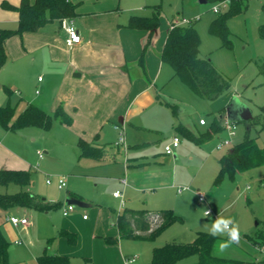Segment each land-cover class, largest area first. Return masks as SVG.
<instances>
[{"label":"rangeland","instance_id":"374dc122","mask_svg":"<svg viewBox=\"0 0 264 264\" xmlns=\"http://www.w3.org/2000/svg\"><path fill=\"white\" fill-rule=\"evenodd\" d=\"M86 1H81L78 8L85 14L74 20L78 29L84 28L82 19H87L85 15L91 12H101L105 15L102 19L107 23L110 21L117 27L128 29L126 26L131 16L148 17L158 10L159 27L143 56V65L149 81L151 78L146 66L148 53L152 51L156 58L160 59L157 50L162 49L170 23L176 19L193 20L200 37V56L208 58L214 67L231 81V87L219 99L207 101L173 77L169 65L162 63L160 68L151 65L153 74L159 73L153 83L156 85L160 101L156 100L153 107L146 108L137 120L160 131L163 136L160 142L150 143L141 152L150 159L142 182L132 180L129 176L132 169L126 168L122 147L118 154L113 149L108 150L110 159L115 155V162L111 161L103 166L94 167L92 163L95 162L92 159L78 158L77 143L79 138H85L87 133L85 131L83 134L74 121L66 126L54 119L51 129L47 132L34 128L32 132L37 137L35 141L30 138L29 142L37 145V151L42 152L44 146L47 154L41 161H38L35 155L31 156L34 168L33 183L28 190L43 203L58 206L49 212L24 208L30 222H33V217L36 222L30 233L21 228L15 233L23 243L21 246L10 245V251L14 250V255L9 261L15 264L30 263L29 258L41 254L46 245L48 236L42 237L44 225L68 222L72 231L77 234V243L82 242L85 252L94 255L95 258L90 264H124L123 258L134 255L139 256L136 264H150L155 247L173 242L190 243L196 232L208 233L206 226L210 227L212 221L221 215L232 217L237 222L241 238L239 243L232 244L223 253L214 251V254L244 255L257 259L255 263L245 262L247 264H264V166L236 174L233 179L224 175L217 185H213L218 159L243 140L247 133L245 125L236 123L233 137H229L227 129H223L213 132L211 138L200 144L173 132V126L178 122L188 126L197 136L207 132L212 127L213 119L225 106L224 101L227 100L228 103L231 98L238 97L240 104L250 108L253 117L260 115L259 107L264 105V74L260 72V66L264 64V0H242L240 11L227 22L231 32L230 47L223 45L218 36L209 33L211 22L218 16L213 13L212 8L218 5L220 13L223 14L230 10L229 3L224 6L217 1L207 0H101L102 2L97 3ZM74 29L76 30L75 27ZM14 41L15 48L19 49L22 41L19 38ZM18 57L16 51L10 52L8 62L0 69V99L1 102L3 100L4 106H16L17 111H20L26 101L40 100L41 97L36 93L40 88L37 79L40 77L46 81L47 75H34L26 62L20 61ZM72 75L70 74V78ZM144 80L148 82L145 78ZM4 85L13 89L10 96L5 93ZM58 85L59 83L55 86ZM170 105L175 106L176 115ZM52 114L53 112L50 113ZM200 120L206 125L200 126ZM96 134L98 139L106 144L116 141L119 135L114 126L111 128L109 124ZM173 136L180 140V147L175 152L176 159H173V155L168 163L154 164L152 158L161 155L164 147L170 145ZM249 136H256L255 129L249 131ZM230 138V147L216 149V145L221 141ZM257 145L264 148V130L259 134ZM132 155V149L127 150V156L132 158ZM125 177L129 183L123 196L126 207L171 210L178 217L152 241L118 237L114 218L119 212V200L114 199L112 195L116 190H122L119 179ZM59 178L66 181V187L61 190L57 187ZM47 179L52 183L46 184ZM179 187H189L191 190L178 196L176 189ZM18 190L17 186L0 185L2 194H11ZM198 193L205 195L204 202H199ZM69 194L84 200L87 207L74 206L73 211L64 217L63 209L67 206L65 200ZM22 210L23 208H12L6 212L8 217H19ZM206 210L211 211L209 217H204ZM83 215L86 217L84 220ZM104 232H109L113 242L107 244L105 237H94L102 236ZM246 235H250L252 239L248 240ZM224 239L226 237H217L216 241ZM253 240H257L261 245H255ZM119 244L122 245L120 253ZM78 258L74 259L73 263L84 264L83 258ZM197 262V257L192 256L183 264Z\"/></svg>","mask_w":264,"mask_h":264},{"label":"crops","instance_id":"0c3cea01","mask_svg":"<svg viewBox=\"0 0 264 264\" xmlns=\"http://www.w3.org/2000/svg\"><path fill=\"white\" fill-rule=\"evenodd\" d=\"M20 1L21 0H0L1 29H16L18 24L17 12L2 8L1 3L6 2L12 6H18ZM29 1L33 2L34 0ZM81 1L83 0H72L73 3H78L76 9L77 17L81 16V14H85L84 11L78 10ZM90 1L96 3L102 2L101 0H87L86 2ZM85 16L87 19H82V21L84 20L87 24L83 22L84 28L82 27V29H78L74 25V20L77 19V17L71 20L81 37V42L72 47L66 45V35L61 29L59 21L47 24L37 33H24L21 36L11 37L6 41L5 48L8 52L7 54L16 51L19 56L18 59L22 62H26L34 75L36 73H44L47 75L46 81L40 77L37 79L40 83V88L36 93L41 97L40 100L26 101L24 107L20 111H17L16 114L22 112L28 103L38 106L46 113L49 112L48 114L51 112L54 113L58 107H61L65 115L70 117L72 123L74 121V124H77L81 128L83 134H85L86 131L87 136H85V138L80 137L79 140L82 139L87 143L102 147L104 150V156L101 160L92 159L93 162H95L92 163L94 167L110 164L111 161L115 162V155L110 159L108 150L113 149L116 154H118L121 149V146L116 145L118 139L114 142H108L107 144L102 143L101 140L98 139L96 133L104 128L106 124H109L111 128L114 126L118 134L120 130L115 127H122L125 133L126 150L124 151V160L126 168L132 169V173L129 175L132 180L142 182L146 176L145 169L149 166L150 159L143 156L141 152L144 147L150 143L157 144V142H160L163 135L160 131L149 128L151 126H147L146 123L141 120L138 121L137 119L146 108L153 107V105L156 104V100L160 101L158 99L159 96L157 94L156 85L153 83V80L159 73L153 74L150 67L154 65L160 68L162 62L159 58H156L152 51L148 53L146 66L152 80L150 79L149 81L148 79V82H146L144 80V73L146 74L145 68H141L138 65V60L142 46L147 37V32L142 30L123 29L115 26L110 21L107 23L102 19L105 15L101 12H91ZM173 21L171 23H173ZM167 34L163 41V46ZM15 38H19L22 41L19 49L15 48ZM157 51H159L160 54L162 49L161 51ZM70 74H73L72 78H70ZM57 83H59L58 87L55 86ZM4 86L13 91L11 86ZM3 103V100L1 102L0 99V106H4ZM224 103H226L225 106L220 110L223 111L220 112L213 121L216 120L223 130L225 129L224 121L227 119L229 120L230 114L232 119L230 121L234 123V125H236V123H243L246 127L247 117L249 115L253 117L250 108L240 104L236 98H231L228 103L227 100H225ZM178 124H182L192 131L185 124L178 122L174 124L173 132H175L174 127ZM33 130L34 128H27L12 132L0 126V170L32 171L34 168L32 166L31 156L35 155L38 161L43 160L44 155L47 154V150H45L44 146H42L43 148L41 147L43 149L42 152L39 150L37 151V145H32V142H29L30 138H33L32 141H35V137H37L32 132ZM174 137L175 136H173L172 139ZM230 143L232 144L231 138ZM231 144L223 146L220 149L230 147ZM179 147L180 140L179 145L174 149V153L171 155H174V160L176 159L175 152ZM129 149H132V158L127 156V150ZM216 149L220 150L217 148V145ZM38 152L42 153V158L38 157ZM161 156L166 157V159ZM171 156L165 155L163 149L161 155L155 156L152 158V161H154V164L168 163ZM78 158H80L79 152ZM217 166L218 172V161ZM119 184L122 190H116L115 192H120L122 194L123 206H121V199L112 195L114 199L119 200V212L117 214L125 209H133L126 207V202L123 199L124 191L129 186L126 177L119 179ZM187 188V190L181 193H178L177 188V195L180 196L184 192L191 190L189 187ZM69 197L75 198L85 204L84 200L75 195L69 194ZM147 210L157 212L165 209ZM19 217H26L28 219V225L13 226L8 221V213L0 208V230L9 244L14 246H21L23 243L21 239H18L17 234H15L18 229L21 228V230L30 233V230H32L36 222L35 217H33V222H30L28 218L29 215L24 208ZM84 217L85 215L82 216L83 220L86 218ZM60 230H67L75 233L72 231L71 225L68 224V222H66V224L62 222L59 225H44L42 237L48 236V238L41 254L46 250L51 255L65 256L69 258L71 264H74V259L82 257L84 264H90L95 258L94 255L85 252L82 247V242L80 244L76 241L75 245H69L64 238L58 236ZM109 235V232H104L102 236L94 235V237L110 238L111 242H113ZM50 239L52 240L48 242ZM15 241L19 242V244L15 243ZM10 245L8 248V258L14 255V250L10 251ZM102 246L106 248L105 245ZM121 246L122 245L119 244V253ZM41 254L38 256L32 255L28 260L30 263L25 264H38L37 258ZM134 256L138 257V261L139 256ZM220 257L234 258L250 263H255L254 261H257V259L252 258V260L244 255ZM129 258H131V256L123 258V263L126 264L125 261ZM186 260L187 259H184L177 264H183ZM137 261L132 264H136ZM10 264H15V262L12 261Z\"/></svg>","mask_w":264,"mask_h":264},{"label":"trees","instance_id":"16d2710c","mask_svg":"<svg viewBox=\"0 0 264 264\" xmlns=\"http://www.w3.org/2000/svg\"><path fill=\"white\" fill-rule=\"evenodd\" d=\"M207 1H229L230 10L223 14L218 13L216 19L209 26V33L218 36L222 40L223 45L230 47L229 37L231 32L227 22L231 16L240 11L243 4L242 0ZM77 6L78 3H73L72 0H34L33 2L21 0L18 6L2 2V8L17 12L18 24L16 29L0 28V69L8 60L5 43L9 38L21 36L24 33H37L44 26L54 21L72 20L77 17ZM126 27L147 32L138 60V65L144 68V52L150 46L155 31L159 27L158 10H155L148 17L131 16ZM199 46L200 37L193 22L190 25L183 26H173L170 23V29L159 57L163 64L170 66L173 77L187 86L194 94L204 100L215 101L230 89L231 81L224 77L208 58L200 56ZM260 72L264 74V64L260 66ZM144 78L148 80L145 73ZM4 91L8 96L13 92L5 86ZM170 107L174 115H176L175 106L170 105ZM259 109L260 115L251 117L246 121L247 133L243 140L232 146L226 154L219 158V169L213 185H217L224 175H228L233 179L236 174L264 166V148H260L257 145L259 134L264 130V105L259 107ZM16 112V106H0V126L3 129L12 132L27 128L48 131L52 127L54 119L66 126L71 124V119L65 115L61 107H58L50 115L38 106L28 103L22 112L19 114H16ZM251 129L256 131L254 138L249 136ZM174 130L176 134L200 144L211 138L213 132L221 131L222 127L214 120L211 129L200 133L198 136L182 124L176 125ZM77 147L80 158L101 160L104 156L102 147H97L82 139L78 141ZM32 173L30 170H0L1 186L9 187L13 185L19 187L18 191L11 194L0 193L1 209L7 211L12 208H28L47 212L58 206V204L43 203L35 194L28 190L32 183ZM155 217L157 218L153 221ZM177 219L178 217L171 210L153 212L147 209H125L116 215L114 225L118 230L119 238L152 241L170 223ZM58 236L64 238L69 245L73 246L76 244L77 236L75 233L60 230ZM246 238L252 239L250 235H246ZM216 240L217 237L214 238L208 233L196 232L193 241L190 243L173 242L161 247H155L152 251L150 264H177L192 256L197 257V264H247L242 260L216 256L214 254ZM105 241L110 243L111 239L106 238ZM253 243L261 245L257 240H253ZM9 245L0 230V264H10L8 258ZM37 262L38 264H71L68 257L51 255L46 250L37 258Z\"/></svg>","mask_w":264,"mask_h":264},{"label":"built area","instance_id":"2783aa9c","mask_svg":"<svg viewBox=\"0 0 264 264\" xmlns=\"http://www.w3.org/2000/svg\"><path fill=\"white\" fill-rule=\"evenodd\" d=\"M220 4L227 6L226 2H220ZM223 8V7H222ZM213 13L218 14L220 13V7L214 6L212 8ZM193 22V20H186V19H176L175 21H173V26H183V25H190ZM60 27L61 29L64 31L65 35H66V39H65V43L68 47H72L73 45L79 44L81 42V37L79 36L78 32L74 29L73 27V22L71 20L68 19H63L60 21ZM199 125H205V122L203 120L199 121ZM224 127L225 129H227L229 137H233L235 134V127H234V123L225 120L224 121ZM116 129L120 130L119 133V137L118 140L116 142L117 146H121L123 148V150H126V144H125V133L122 127H115ZM230 140H224L221 141L218 145L217 148L220 149L223 146H228L230 145ZM179 145V138L174 137L172 139V142L170 143V145H167L164 147V154L171 156L174 153V149ZM38 157L42 158V153L38 152ZM51 180L47 179L46 180V184H51ZM57 187L59 190L63 189L66 187V181L63 178H59L57 180ZM187 187L184 188H178V193H181L184 190H187ZM113 196L116 198H120L121 199V206H123V201H122V194L120 192H115L113 193ZM198 198H199V202H204L206 200V197L204 194L199 193L198 194ZM74 209L73 205H67L64 209H63V216H67L70 212H72ZM85 218V217H84ZM157 217L153 218V221L156 220ZM8 221L9 223H11L13 226H26L28 225V219L26 217H8ZM15 243L19 244V242L15 241ZM137 256H132L131 258L127 259L125 262L126 264H132L135 263L137 261Z\"/></svg>","mask_w":264,"mask_h":264},{"label":"clouds","instance_id":"9594fccd","mask_svg":"<svg viewBox=\"0 0 264 264\" xmlns=\"http://www.w3.org/2000/svg\"><path fill=\"white\" fill-rule=\"evenodd\" d=\"M239 101V98H236ZM211 215L210 210L204 212V217ZM207 227L208 234L212 237H226L224 240H218L214 244V251L223 253L232 244L239 243L240 241V230L239 225L232 217H224L218 215L211 223L210 227Z\"/></svg>","mask_w":264,"mask_h":264},{"label":"water","instance_id":"95a60500","mask_svg":"<svg viewBox=\"0 0 264 264\" xmlns=\"http://www.w3.org/2000/svg\"><path fill=\"white\" fill-rule=\"evenodd\" d=\"M225 2H226V4L229 3V1H225ZM228 111H229V109H228ZM228 113H230V112H228ZM249 118H251L250 115L247 117V119H249ZM230 120H232V119H231V116L229 114V120L228 121H230ZM65 204L66 205H73V206H77V207H86V204H84L83 202H81V201H79V200H77L75 198H71V197H68L65 200Z\"/></svg>","mask_w":264,"mask_h":264}]
</instances>
